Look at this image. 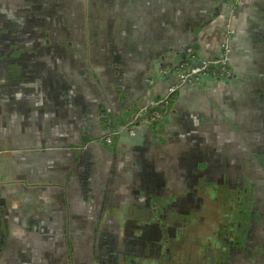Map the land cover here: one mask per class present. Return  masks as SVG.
<instances>
[{"label":"flooded vegetation","instance_id":"obj_1","mask_svg":"<svg viewBox=\"0 0 264 264\" xmlns=\"http://www.w3.org/2000/svg\"><path fill=\"white\" fill-rule=\"evenodd\" d=\"M21 2L22 13L15 10L18 5L15 3L13 13L6 17L13 47L9 51L11 58L25 53L22 44L50 42L62 34L42 25L49 20L47 14L52 9L44 12L39 0ZM118 3L105 0L104 6L110 13L103 15V0H75V10L68 16L74 24L75 86L86 98L100 97L96 103L89 99L90 108L85 112H77V143L71 174L77 200L89 203L80 210L86 220L80 222L77 217L79 223L74 224L77 238L68 243V263L203 264L205 259L204 264H264V158L259 157L264 151L263 90L257 85L249 88L241 103L245 107L240 112L229 111L232 121L214 116L212 127H205L200 136L194 131L178 136L182 137L181 150L176 154H171L165 144L155 139L156 128L167 117L180 89L197 87L207 80H233L231 58L235 31L230 41L228 75L181 86L170 94L162 117L149 121L150 111L145 107L154 99L145 94L148 84L138 88L131 84L128 74L119 72L118 68L124 64L121 61L112 64L116 71L109 70L112 79L107 88L103 87L101 76L90 69L91 58L105 62L106 58L118 57L119 61L117 47H121L122 35L115 31L116 20L120 18L116 15L120 11ZM64 18L61 12L54 16L60 25ZM229 25L228 22L225 25L221 51ZM16 44L20 53L15 52ZM155 62L157 74L161 72L177 80L174 68L180 62L169 65L159 58ZM118 79L122 84L119 85ZM225 110L222 116L228 114L227 107ZM108 132L110 141L105 140ZM224 182L226 187H235L224 192L226 200L233 197L234 205L227 207L220 206L222 198L218 200L217 187ZM203 191L213 196L215 193L216 208L211 211L212 224L205 234L199 235L198 241L203 239L206 243V252L204 256L194 257L196 231L207 226L210 217H207L209 211L204 210L209 203L204 205V213L197 210L206 201L199 196ZM123 212L128 215L121 217ZM226 219L232 222L227 223ZM64 228L66 233L68 226ZM218 235L220 238L216 239Z\"/></svg>","mask_w":264,"mask_h":264},{"label":"crops","instance_id":"obj_2","mask_svg":"<svg viewBox=\"0 0 264 264\" xmlns=\"http://www.w3.org/2000/svg\"><path fill=\"white\" fill-rule=\"evenodd\" d=\"M21 1L0 0V264H69L67 246L77 238L74 224L86 220L80 210L89 203L77 200L71 174L77 112L89 109V96L75 86L74 24L68 18L75 0H39L44 12L53 11L42 25L62 34L49 43L22 44L25 53L11 58L6 17L15 3L22 13ZM115 1L120 9L115 31L122 35L117 56L131 84H148L145 94L154 100L176 80L157 74L155 59L175 65L193 47L199 61L212 60L220 54L226 23L235 31L233 80L183 87L167 117L156 125L155 139L171 154L181 150L178 136L189 131L200 136L212 127L214 116L232 121L229 111L245 107L241 103L249 88L257 85L264 92V0ZM104 2L103 15H109ZM59 12L65 17L61 25L54 19ZM14 48L20 53L17 44ZM108 72L103 66L106 88L112 79L110 72L106 82ZM226 107L228 114L222 116Z\"/></svg>","mask_w":264,"mask_h":264},{"label":"built area","instance_id":"obj_3","mask_svg":"<svg viewBox=\"0 0 264 264\" xmlns=\"http://www.w3.org/2000/svg\"><path fill=\"white\" fill-rule=\"evenodd\" d=\"M234 30L232 27L227 28L226 41L218 57L209 61H199L197 53L193 47H188L187 57L182 60L175 68L177 80L169 88L167 93L155 100H150L145 109L150 111L149 121H156L162 117L163 110L167 105L168 98L176 89L186 84L201 82L207 78H223L228 75V65L231 53V38ZM111 133L105 136L106 141H110Z\"/></svg>","mask_w":264,"mask_h":264},{"label":"rangeland","instance_id":"obj_4","mask_svg":"<svg viewBox=\"0 0 264 264\" xmlns=\"http://www.w3.org/2000/svg\"><path fill=\"white\" fill-rule=\"evenodd\" d=\"M75 49H77V44H76V48ZM99 51H100V49H98ZM120 50V49H119ZM197 52V51H196ZM43 58L45 59V53H43ZM91 65H90V69L92 70V71H95V73H98L100 76H101V78H102V80H103V78H104V75H103V60L102 61H99V59H97V60H94L93 58H91ZM115 62V63H114ZM117 62H120V61H118L117 59H110V58H106V70H107V72H108V70H110V71H116V67L115 66H112V64H116ZM117 65H119V64H117ZM84 67V66H83ZM100 67H102V69L100 70ZM119 72H126L125 70H126V67H125V65H123V66H120L119 68ZM109 75H110V72H108V74H107V76H105V78H106V82H107V79L109 78ZM113 75V74H112ZM114 76V75H113ZM118 83H119V85L120 84H122V81H121V79H118V80H116ZM108 83V82H107ZM89 99H90V101L92 102V103H96L97 102V100L98 99H100V97L98 96H89ZM90 108V107H89ZM231 127H233V126H231ZM230 127V131L231 130H233V128H231ZM259 157H260V159H261V157H263L264 158V151L262 152V153H260L259 154ZM262 163V162H261ZM262 164H264V162L262 163ZM210 181V180H209ZM212 184L213 183H215V182H211ZM225 184V185H224ZM226 184H227V182H224L223 183V185H220V186H218L217 188V191L219 192V195H218V200L220 199V198H222V200H220V206H225V207H227L228 205H234L232 202H233V197H230L229 199H227L226 200V196H223L224 195V192H226L227 190H229V189H231V188H233V189H235V187L232 185V186H229V187H226ZM248 185V184H247ZM199 196L201 197V198H204V200H206L205 202H204V204H203V206L202 205H199L200 207L202 206V208L201 209H197V210H199V212H203L204 213V211H203V209H204V205H206L207 206V203H209L208 204V208L207 209H204V210H207V211H209V215H207V217H209V220L207 221V226H203V228H199V230L197 229V231H196V236L194 237L196 240L195 241H193V242H195V245H197L195 248H193L194 249V251H196L195 253L196 254H194V257H196V256H198V257H200L201 255L202 256H204V254H205V246H206V243H205V241L203 240V239H201V241H198L199 240V235H203V234H205V230H207L208 229V227L212 224V222H213V220H214V215H213V209L214 208H216V206H215V204H214V201H215V193H214V196H213V194L211 193V192H209V191H203V193L202 194H199ZM76 197L77 198H79L78 197V195H76ZM209 198H213L214 200H211V199H209ZM209 199V200H208ZM198 204H195V206H197ZM198 206V207H199ZM126 210H129V208H127ZM125 210V211H126ZM233 210H236V209H233ZM212 211V212H211ZM129 212V211H128ZM128 212H123V213H121V217H124V216H126V215H128ZM232 220V219H231ZM235 220L233 219V222H234ZM226 222L228 223V222H232V221H230L229 219H226ZM203 231V232H202ZM216 239L217 238H220V236L218 235L217 237H215ZM231 239V238H230ZM203 248V250H202V248ZM173 260V259H172ZM202 262H203V264H204V262H205V259H202ZM170 263V262H169ZM207 263V262H206Z\"/></svg>","mask_w":264,"mask_h":264},{"label":"water","instance_id":"obj_5","mask_svg":"<svg viewBox=\"0 0 264 264\" xmlns=\"http://www.w3.org/2000/svg\"><path fill=\"white\" fill-rule=\"evenodd\" d=\"M226 1H228V0H223V2H226Z\"/></svg>","mask_w":264,"mask_h":264}]
</instances>
